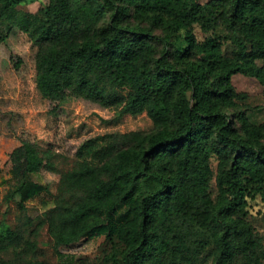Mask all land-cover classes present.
I'll list each match as a JSON object with an SVG mask.
<instances>
[{
  "label": "trees",
  "instance_id": "trees-1",
  "mask_svg": "<svg viewBox=\"0 0 264 264\" xmlns=\"http://www.w3.org/2000/svg\"><path fill=\"white\" fill-rule=\"evenodd\" d=\"M18 1L0 0V11L9 12ZM138 5L170 31L159 53L155 35L126 23L131 7L125 0H50L46 19L20 16L42 45L38 86L46 96L60 102L72 90L104 105L124 102L121 113L147 110L159 125L128 147H100L93 139L79 148L80 161L62 176L56 207L47 212L56 245L106 227L109 237L126 245L123 264H196L201 245L210 243L217 247V264H264L259 236L237 217L251 190L264 201V142L259 141L264 128L244 126L239 132L228 111L233 74L264 84V0ZM194 23L215 34L199 43L188 30ZM223 24L234 45L229 57L222 52ZM181 28L185 43L178 46L171 36ZM106 69L122 71L130 84L120 101L100 84L98 73ZM212 141L233 159L218 177L216 201L208 191ZM10 159L16 180L11 194L26 212L29 199L49 191L30 179L44 167L45 155L37 143L23 140ZM192 235L199 238L195 245ZM33 243L9 228L0 235V254L12 251L13 257L1 255L0 264H48L27 255L25 246Z\"/></svg>",
  "mask_w": 264,
  "mask_h": 264
},
{
  "label": "rangeland",
  "instance_id": "rangeland-1",
  "mask_svg": "<svg viewBox=\"0 0 264 264\" xmlns=\"http://www.w3.org/2000/svg\"><path fill=\"white\" fill-rule=\"evenodd\" d=\"M125 1L131 7L126 23L148 29L155 35L153 48L159 53L163 47L162 39L170 36L169 29L152 21L148 13L141 10L138 5L141 0ZM49 2L20 0L9 12L0 11V235L9 228L20 230L34 242L29 247L26 244L27 255L48 264H123L126 245L116 235L109 237L106 227L96 228L74 242L56 245L47 212L56 207L61 178L78 165V151L84 143L97 139L100 147L108 144L114 145V149L128 147L139 136L155 132L159 125L147 110L137 114L121 113L124 102L104 105L72 90L64 100L57 102L40 90L38 54L42 45L31 30H25L20 16L34 15L44 20L49 13ZM109 15L110 12L105 14L101 22H105ZM188 30L195 34L199 43L215 34L214 30L205 29L199 23H194ZM219 33L226 36L223 54L227 57L233 55L234 45L227 36L231 33L224 24ZM185 35L186 29L181 28L171 39L176 40L178 46H183ZM98 78L106 93L115 92L119 101L130 92V84L120 70L99 71ZM231 81L235 93L228 111L233 114L234 128L239 132H243L244 126L264 128V84L255 76L241 72L233 74ZM23 140L37 143L44 152V167L30 179L49 189L29 199L26 212L19 208L17 197L11 194L16 180L11 173L10 153ZM259 141L264 142V136ZM211 145L214 148L209 159L208 191L216 201L218 177L233 159L227 151L221 150L217 141H212ZM98 159L95 158L96 161ZM237 217L252 225L264 245V201L258 190L246 193ZM195 239L199 238L192 235L193 245L197 244ZM217 251L214 243L201 245L196 264H217ZM1 255L12 258L13 252Z\"/></svg>",
  "mask_w": 264,
  "mask_h": 264
}]
</instances>
